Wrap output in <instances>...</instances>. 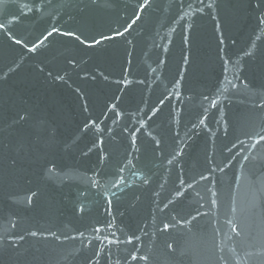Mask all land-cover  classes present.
Here are the masks:
<instances>
[{
  "label": "water",
  "instance_id": "water-1",
  "mask_svg": "<svg viewBox=\"0 0 264 264\" xmlns=\"http://www.w3.org/2000/svg\"><path fill=\"white\" fill-rule=\"evenodd\" d=\"M0 25V264H264V0Z\"/></svg>",
  "mask_w": 264,
  "mask_h": 264
},
{
  "label": "snow or ice",
  "instance_id": "snow-or-ice-1",
  "mask_svg": "<svg viewBox=\"0 0 264 264\" xmlns=\"http://www.w3.org/2000/svg\"><path fill=\"white\" fill-rule=\"evenodd\" d=\"M3 25H0V27H2ZM127 30V29H126ZM57 31V29H55V28H53L52 29V32H56ZM52 33H49V35H51ZM66 35H68V36H75V33H72V32H68V33H65ZM117 35H120V33H117ZM75 38L77 39V40H81V38L79 37V36H75ZM104 39H111V37H106V36H103V35H101V38L99 39V40H96V39H94V43L95 44H99V43H101V41L102 40H104ZM17 43H19V41H17ZM81 43H84V41L83 40H81ZM262 139H264V137H262ZM168 228V225H165V229H167ZM32 235H36V233H32Z\"/></svg>",
  "mask_w": 264,
  "mask_h": 264
}]
</instances>
